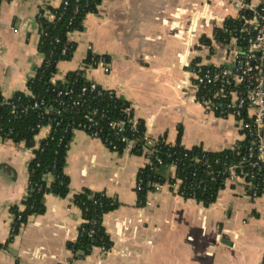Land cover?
Returning <instances> with one entry per match:
<instances>
[{
    "label": "crops",
    "instance_id": "0c3cea01",
    "mask_svg": "<svg viewBox=\"0 0 264 264\" xmlns=\"http://www.w3.org/2000/svg\"><path fill=\"white\" fill-rule=\"evenodd\" d=\"M62 1L0 2L4 98L29 93L27 81L43 61L38 14ZM228 16L236 17L237 10L225 0H210L208 5L203 0H101L84 16L82 30L68 34L75 50L70 59L57 63L52 80L83 69L86 79L130 103L149 137L174 143L180 128L185 147L228 148L242 139L236 120L205 112L186 91L188 64L212 60L194 45L195 39L210 34L214 24ZM88 54L104 57L109 71L102 65L86 67ZM48 132V126L42 127L36 141ZM32 157L23 142L0 138V264H264V194L250 197L241 182H226L216 200L204 206L180 196L178 182H164L158 191L148 192L147 203L138 205L136 175L147 162L145 155L112 151L80 129L73 131L66 154L69 193L46 194L44 212L29 216L6 243L13 218L10 207L26 195ZM165 173L173 177L175 168L168 166ZM84 188L103 191L119 205L102 219L111 247H93L84 258L74 259L67 245L78 237L82 214L72 196Z\"/></svg>",
    "mask_w": 264,
    "mask_h": 264
},
{
    "label": "trees",
    "instance_id": "16d2710c",
    "mask_svg": "<svg viewBox=\"0 0 264 264\" xmlns=\"http://www.w3.org/2000/svg\"><path fill=\"white\" fill-rule=\"evenodd\" d=\"M100 1L67 0L66 6L61 2L57 7L42 8L37 21L38 51L43 55V61L35 68L34 76L27 81L29 93L18 91L10 98H4L0 92V138L23 142L33 151V157L27 165L26 195L20 204H13L10 207L13 218L6 243L18 233L19 228L29 216L44 212L46 194L52 193L65 197L69 193V177L64 171L66 154L73 131L81 129V125L86 123L84 112L87 109L97 107L105 113L104 118L98 116L96 118L97 126L102 130L100 133L102 142L106 138L119 140L120 136H126L134 140L130 152L142 155V148L146 141L144 140L145 126L141 119H136L134 126L130 122L127 123L124 131H117L109 126L111 121L127 122L134 118L130 103L119 95L109 97L106 92L100 96H97L95 92L87 93L83 96L85 99L83 107L72 110H68L67 107L61 109L59 114L55 112L57 108L55 98L58 92H61L60 99L67 105L70 98L64 92L71 88V95L75 97L81 87L89 83L83 69L68 71L61 80L54 81L52 78L57 72V63L60 60L70 59L75 50V43L68 39V34L82 30L84 16L95 11ZM76 6L77 12H75ZM46 12H48L47 15ZM224 25L225 29H238L241 21L238 18H228ZM220 34L225 35L221 31ZM64 46L68 48L63 54L61 50ZM91 55L88 54L85 58V66L89 64ZM40 100H43L44 105L30 108L25 115L19 116L15 113L21 105L32 106L35 101ZM45 106L50 107L48 112L45 111ZM45 126L49 127V132L37 142L35 136ZM181 135L182 131L178 128L174 143L167 142L165 137H157V141L151 146L149 163L142 166L136 175V183H139L135 185L138 205L144 204L148 192L155 189V184L164 182L173 184L175 179L182 180L181 188L185 187L194 192L193 196L185 193L184 198L195 199L204 206L213 203L218 191L224 188L226 173L222 172L231 163L238 161L235 151L231 147L218 151H208L200 145L185 147L181 144ZM117 142L116 152L123 151L125 143ZM171 165L175 167L173 177H168L165 170L157 173L161 166L166 168ZM209 172H213V175ZM261 194L262 192L259 193ZM72 201L81 210L82 217L85 219L79 227L77 239L67 245L74 259L84 258L93 247H101L107 251L111 247V241L102 225V219L106 213L118 207L117 199L106 195L103 191L84 188L73 194ZM20 205L23 209H19ZM90 230H93L91 234ZM262 262L264 263V256Z\"/></svg>",
    "mask_w": 264,
    "mask_h": 264
},
{
    "label": "built area",
    "instance_id": "2783aa9c",
    "mask_svg": "<svg viewBox=\"0 0 264 264\" xmlns=\"http://www.w3.org/2000/svg\"><path fill=\"white\" fill-rule=\"evenodd\" d=\"M203 1L208 5L210 0ZM225 1L237 10V16L226 17L221 24H214V29H211L210 34L195 39L194 45L199 50L207 51L212 60L208 63L192 60L188 64L189 84L186 91L205 112L221 117L231 116L236 120L242 139L235 141L230 147L239 159L231 163L222 173H226L225 183L241 182L250 197H257L260 192L264 194V0H259L258 3H253L251 0ZM62 4L66 6L67 0H63ZM77 10L76 6L75 12ZM228 18H238L241 21L240 27L225 29L224 22ZM220 31L225 35L221 36ZM191 35L194 36L195 33L191 32ZM67 48L64 46L61 52L64 54ZM97 65H102L104 71H109V62L104 57L92 54L86 67ZM92 92H95L97 96L102 95L103 92H106L109 97L117 96L113 89L101 87L89 80V83L83 85L75 97L71 95V88L64 92L70 98L67 105L60 99L61 92L57 93L56 114L67 107L68 110L83 107L85 103L83 96ZM39 105H44L43 100L35 101L32 106L21 105L15 113L19 116L25 115L30 108L34 109ZM49 110L50 107L45 106V111ZM97 116L104 118L105 113L97 107L87 109L84 112L86 123L81 125L80 130L91 137L100 139L102 130L97 126ZM129 122L134 126L136 119L132 118L127 122L124 120L111 121L109 126L117 131H124ZM144 140L146 143L142 148V154L147 159L146 163H149L152 153L151 146L157 138L149 137L145 132ZM117 141L124 142V149L129 150L134 144V140L126 136H120L119 140L106 138L103 143L110 150L117 151ZM171 166L174 167V165ZM209 174L213 175V172ZM176 182H178L177 192L180 196L184 197L185 193L194 195L193 191L180 187L182 184L180 179H175L171 185ZM154 187L153 191H158L161 184H155ZM84 221L82 217V222ZM92 232L93 230H90V234Z\"/></svg>",
    "mask_w": 264,
    "mask_h": 264
},
{
    "label": "water",
    "instance_id": "95a60500",
    "mask_svg": "<svg viewBox=\"0 0 264 264\" xmlns=\"http://www.w3.org/2000/svg\"><path fill=\"white\" fill-rule=\"evenodd\" d=\"M164 170H165V166H161L157 173L159 174V173L163 172Z\"/></svg>",
    "mask_w": 264,
    "mask_h": 264
}]
</instances>
